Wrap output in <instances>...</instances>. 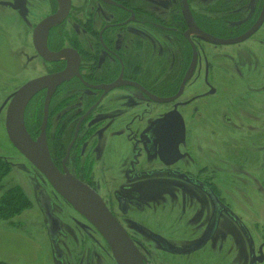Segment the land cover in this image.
Returning a JSON list of instances; mask_svg holds the SVG:
<instances>
[{"label":"flooded vegetation","instance_id":"flooded-vegetation-1","mask_svg":"<svg viewBox=\"0 0 264 264\" xmlns=\"http://www.w3.org/2000/svg\"><path fill=\"white\" fill-rule=\"evenodd\" d=\"M191 1L186 0L196 27L219 39L244 34L264 13V0H259L258 9L253 8L250 12V17H254L241 26L240 32L222 36L223 33L216 31L210 23L200 24L202 27L196 24L194 18L197 12L193 11ZM155 3L160 7L153 11L144 4V0H80L78 4L73 0H67L64 17L45 31L41 40L36 43L33 39L34 28L41 20L55 14L61 7V1L0 0V8L7 7L9 12L15 13V20H24L30 27L24 44H20L18 50L14 51L16 55L10 56L11 61H16V73L22 81L14 92L25 82L58 73L65 70L72 60L76 61V69L68 79L41 88L32 95L30 100L35 99L29 109L33 113V119L28 117V113L24 117L27 133L32 141H36L44 133L50 158L58 169L62 170V162L67 155L64 162L67 170L100 196L108 211L125 229L142 254L146 264H153L152 259L133 239L122 221L126 222V214L130 207L144 209V200L142 203L139 198L141 194L144 195V178L159 175L182 177L179 154L184 141V126L180 98L186 94V86L190 83L200 61L201 47L194 39H201L213 47L238 45L249 40L264 23L263 18L259 27L240 42L213 44L195 30L186 36L188 26L183 15L182 0H155ZM44 5V16L41 17L39 13L41 6ZM44 10L47 12L44 13ZM26 14L35 16L33 23L28 24L24 17ZM74 16L79 20L75 21ZM70 19L74 21L72 26H69ZM204 27L208 31L203 29ZM144 28L162 35H171L179 44H147L150 40H144ZM160 34L159 37L162 36ZM36 44H45L49 52L65 50L66 53L58 59L48 60L38 52ZM12 81L8 80L2 87L9 86L8 83L12 84ZM5 91V88L0 89V93H7V96L8 90ZM47 97V117L42 131ZM202 98L204 97L197 98L193 93L184 100L186 104L194 105V115L199 113L198 101ZM136 102L141 104L139 113L136 111L138 108ZM216 102L218 106L219 102ZM148 104L161 106L166 110L151 108ZM194 115L189 117L190 122L193 121ZM138 126L140 128H136ZM198 138L197 141L201 142ZM203 144L208 145L206 142ZM198 146V149H201L199 143ZM24 159L34 168L33 173L35 175L37 173L47 183L39 170L25 157ZM199 169V174H202L204 168L200 166ZM183 178L207 195L212 203V212L202 235L198 239L193 238L190 244L185 246H170L167 237H164L167 230H162L164 232L162 235L159 229L148 228L144 224V218L140 219V224L136 222L140 230L154 239L165 254L189 255L201 250L214 236L220 213L225 211V207L217 202L213 189L206 180L189 174ZM33 189L37 207L45 221L48 238L45 240H48L49 248L46 249L42 260H37L34 253L33 256L29 254L22 257L18 263L0 257V264H95L99 260L96 254H93L95 258L93 259L88 252L83 253L74 247L65 254L59 243L63 225L61 219L54 214L56 205L50 195L51 192L36 182ZM40 195H45L49 200L51 212L59 221V230L55 234L54 242L48 233L47 220L39 207ZM58 198L62 206L74 209L63 197ZM77 214L87 222L88 227L93 228L101 236L111 254L102 235L84 216L79 212ZM212 220L214 227L211 236L201 247L188 251L204 237ZM235 222L246 237L238 220L235 219ZM188 226L187 219H179L172 231L181 234L167 236L185 238L184 234L187 230L189 232ZM249 252L251 257L254 251L252 254L251 250ZM169 259L164 257L161 264L180 262L178 258Z\"/></svg>","mask_w":264,"mask_h":264},{"label":"rangeland","instance_id":"rangeland-1","mask_svg":"<svg viewBox=\"0 0 264 264\" xmlns=\"http://www.w3.org/2000/svg\"><path fill=\"white\" fill-rule=\"evenodd\" d=\"M73 2L78 4L80 0ZM144 4L153 11L160 7L155 0H144ZM190 4L201 21L212 24L216 31L223 33L222 36H231L240 32L241 26L254 17H250V12L253 8L258 9L259 0H192ZM43 9L45 5L41 6V17L44 16ZM0 10V89L8 90L7 96V93H0V160L9 166L1 181L0 195L17 186L27 201V207L19 214L0 218V257L18 263L22 257L36 253L37 260L44 259L49 243L45 240L48 239L45 221L35 201L33 184L36 182L51 192L56 205L54 214L63 225L59 243L65 254L74 247L83 253L88 252L93 259L96 254L99 260L95 264H115L101 236L88 227L87 222L78 216V211L62 206L58 198L61 195L33 173L34 168L17 152L7 136L4 125L6 107L22 82L16 73V61H11L10 56L16 55L14 51L24 44L30 27L24 20H15V13L9 12L7 7ZM24 17L28 24L34 22L35 16L26 14ZM74 18L79 20L76 16ZM68 22L69 26L74 25L73 19ZM143 34L145 41L150 40L147 44H179L171 35L145 28ZM194 42L200 45L202 57L200 54L195 73L186 86V94L180 98L184 126V141L179 154L182 177L159 175L144 178V195L139 196L142 203L144 200V209L130 207L126 222L122 221V224L148 253L153 264H161L164 257L180 259L177 264H249L250 248L235 219L251 239L254 254H257L258 247L264 243V23L249 40L238 45L213 47L201 39H194ZM8 80H13L12 84L2 87ZM193 93L197 98L204 97L198 101L199 113L195 115L194 105L184 101ZM30 98L23 107V122L26 113L33 119L29 108L35 98ZM136 105L139 113L141 104L136 102ZM148 107L166 110L153 104ZM191 115H194L192 122L189 121ZM204 142L208 145L205 146ZM198 143L203 151L198 149ZM47 151L50 155L49 148ZM200 166L204 168L202 174H199ZM186 174L206 180L225 211L220 213L214 236L201 250L189 255L165 254L137 223L144 218L148 228L159 229L162 235V230H167L164 237L170 246H185L193 238L198 239L210 218L212 203L204 192L184 180ZM179 219L189 221V232L187 230L182 239L180 236L168 237L181 234L172 231ZM262 252L264 255V244ZM256 264H264V258Z\"/></svg>","mask_w":264,"mask_h":264},{"label":"water","instance_id":"water-1","mask_svg":"<svg viewBox=\"0 0 264 264\" xmlns=\"http://www.w3.org/2000/svg\"><path fill=\"white\" fill-rule=\"evenodd\" d=\"M61 7L55 13L43 20H41L33 31V39L38 43L41 40L42 34L56 23L60 22L67 10V0H60ZM183 15L186 19L188 30L186 36L190 31H197L208 42L213 44H233L240 42L250 36L261 24L264 13L260 16L257 22L244 34L229 38L219 39L206 32L201 31L196 27L191 13L188 8L186 0H182ZM38 52L48 60H55L64 56L65 50L59 52H49L45 44H36ZM74 57V56H73ZM76 69V61L72 60L70 65L58 73L51 75L40 76L31 79L21 85L10 98L5 112L4 125L7 136L12 145L46 178L50 185L70 204L73 208L84 216L102 235L108 244L111 254L117 264H146L142 254L139 252L133 241L125 229L118 223L115 217L108 211L100 196L89 186L74 177L66 168L64 162L67 155L62 162V170L58 169L50 158L47 151V146L44 140L45 151L37 149L27 133L23 122V107L26 101L39 89L53 86L63 80L68 79L73 71ZM48 97L45 100V107L43 112L42 131L47 117ZM42 133L39 137H42ZM38 137V138H39ZM39 207L41 208L46 220L48 233L55 241V234L59 230V221L52 214L49 200L45 195L39 196ZM214 221H211L209 228L197 244L188 249L192 251L201 247L206 240L211 236ZM246 234V233H245ZM251 254L253 253L252 241L246 235ZM262 243L258 247V253L252 254L249 264H256L263 261L264 255L262 252Z\"/></svg>","mask_w":264,"mask_h":264},{"label":"trees","instance_id":"trees-1","mask_svg":"<svg viewBox=\"0 0 264 264\" xmlns=\"http://www.w3.org/2000/svg\"><path fill=\"white\" fill-rule=\"evenodd\" d=\"M194 19L196 24L202 27L200 24H203L204 22L201 21L197 16ZM203 29L208 31V29L205 27ZM8 170V164L4 162V160H0V188L2 178L8 173ZM26 202L25 194L20 191L17 186L8 188L0 195V218L6 219L12 215L19 214L24 207H27L25 206Z\"/></svg>","mask_w":264,"mask_h":264},{"label":"bare ground","instance_id":"bare-ground-1","mask_svg":"<svg viewBox=\"0 0 264 264\" xmlns=\"http://www.w3.org/2000/svg\"><path fill=\"white\" fill-rule=\"evenodd\" d=\"M33 145L41 150V151H45V145H44V140H43V137H39L38 139H36V141L33 142Z\"/></svg>","mask_w":264,"mask_h":264}]
</instances>
